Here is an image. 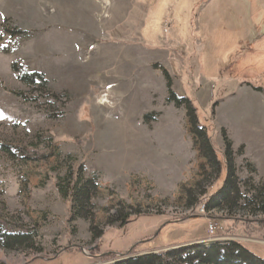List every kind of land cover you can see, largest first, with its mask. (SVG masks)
Returning <instances> with one entry per match:
<instances>
[{"label":"rangeland","instance_id":"374dc122","mask_svg":"<svg viewBox=\"0 0 264 264\" xmlns=\"http://www.w3.org/2000/svg\"><path fill=\"white\" fill-rule=\"evenodd\" d=\"M15 65L48 86L21 83ZM166 74L220 151L231 143L240 185H264V91L246 84H264V0H0V236H34L31 249L0 246V264H113L200 244L210 223L264 260V216L188 206L226 168L212 176ZM79 168L98 184L93 221L73 222L60 194Z\"/></svg>","mask_w":264,"mask_h":264},{"label":"trees","instance_id":"16d2710c","mask_svg":"<svg viewBox=\"0 0 264 264\" xmlns=\"http://www.w3.org/2000/svg\"><path fill=\"white\" fill-rule=\"evenodd\" d=\"M201 50L200 52L204 51ZM230 66L232 65L221 67L219 73L224 75V70H230V77L247 79V75L239 76L238 68ZM14 70L19 81L29 87L36 85L38 82L48 86V81L42 74L20 73V67L17 65L14 66ZM165 76L169 92L168 102L173 103L177 108H185L194 146L197 148L200 157L212 171V176L218 177L222 174V167L225 166L226 168V177L222 186L214 193L208 195L206 188L197 184L195 199L193 198L188 206L191 207L198 201L201 203L205 201L204 206L208 213L220 211L231 215L241 210L253 218L264 216V185H255L251 181L249 183H243V187L240 185L231 160V143L227 141L226 150L224 152L220 151L218 146L215 145V129L212 127L211 121L203 119L204 125H202L193 102L189 98H179L172 90L168 74ZM246 84L257 92L264 91V84L261 87L249 81H247ZM155 118L154 115L145 116L147 122L151 120L155 121ZM80 172H82L81 168L77 169L74 173V183L70 182V176L73 174L72 172L69 173L68 180L70 184L68 183L65 189L61 190L60 188V194L70 203V215L73 222L78 219L93 221V215L88 216L86 210L90 207L91 200L97 192L98 184L94 179H84ZM63 181H65V179L61 182ZM59 187H61V183ZM241 202L244 204L243 206H240ZM135 216L137 218L142 217L140 214H135ZM131 217L132 216L128 214H119L117 221L121 223V228H125L129 224H132L133 221L131 222ZM254 221L256 223L258 222V224H260L259 226L264 225V219ZM102 236L103 234H99L97 238H102ZM0 246L8 251L17 250L18 248L31 249L34 246V236L29 234L1 235ZM93 255L94 254L91 253L86 257L81 254L85 259L88 258L87 260H89L91 258L90 260L95 261L97 258ZM125 255H120L119 259L115 260L113 264H264V260L253 254L245 244L235 241L217 243L214 245L194 244L191 246H175L164 252H155L151 250L144 255H141L139 252L131 256L130 254Z\"/></svg>","mask_w":264,"mask_h":264},{"label":"bare ground","instance_id":"6f19581e","mask_svg":"<svg viewBox=\"0 0 264 264\" xmlns=\"http://www.w3.org/2000/svg\"><path fill=\"white\" fill-rule=\"evenodd\" d=\"M202 208L203 209H202L201 212L206 213V210H205V206L204 205L202 206ZM229 240L230 239H227V238H224V237H220V236H208V238L205 239V241H203V243H204V245H214V244H217V243H225L226 241H229ZM230 241H232V239ZM203 243L201 242L200 244H203Z\"/></svg>","mask_w":264,"mask_h":264},{"label":"built area","instance_id":"2783aa9c","mask_svg":"<svg viewBox=\"0 0 264 264\" xmlns=\"http://www.w3.org/2000/svg\"><path fill=\"white\" fill-rule=\"evenodd\" d=\"M209 236H224L223 230L218 226V224L210 223L208 226Z\"/></svg>","mask_w":264,"mask_h":264},{"label":"crops","instance_id":"0c3cea01","mask_svg":"<svg viewBox=\"0 0 264 264\" xmlns=\"http://www.w3.org/2000/svg\"><path fill=\"white\" fill-rule=\"evenodd\" d=\"M203 241H205V240H203ZM203 241H201V242H203ZM201 242H200V243H201Z\"/></svg>","mask_w":264,"mask_h":264}]
</instances>
